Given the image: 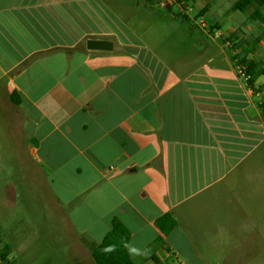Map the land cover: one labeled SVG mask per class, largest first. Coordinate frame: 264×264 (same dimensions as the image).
<instances>
[{
    "label": "crops",
    "instance_id": "1",
    "mask_svg": "<svg viewBox=\"0 0 264 264\" xmlns=\"http://www.w3.org/2000/svg\"><path fill=\"white\" fill-rule=\"evenodd\" d=\"M63 4L0 0V94L12 108L0 111L1 123L9 127L18 117L26 124L29 162L69 209L74 229H90L89 245H98L116 218L129 230L130 245L143 250L163 239L155 251L160 264L170 257L186 264L225 261L212 260L207 247L225 255L222 232L233 230V207L246 213L243 191L257 197L264 189L262 91L199 71L221 70V63L197 65L194 76L184 72L188 65L175 64L172 78L161 79V65L150 70L135 62L125 44L87 51V40L106 35L66 37ZM82 40L84 47H76ZM32 55L39 56L22 67ZM51 64L62 67L47 72L53 87L28 95L25 87L45 81ZM11 93L19 95L18 107ZM165 214L177 226L162 237L154 222ZM259 220L256 238L264 245ZM129 257L132 264H153Z\"/></svg>",
    "mask_w": 264,
    "mask_h": 264
},
{
    "label": "rangeland",
    "instance_id": "2",
    "mask_svg": "<svg viewBox=\"0 0 264 264\" xmlns=\"http://www.w3.org/2000/svg\"><path fill=\"white\" fill-rule=\"evenodd\" d=\"M238 1L193 0L182 12L174 0H63L59 17H65L66 37L84 32L106 35L97 40L111 42L114 51L118 45L125 44L133 60L150 70L161 65L164 70L161 79L172 78L171 72L176 71L171 67L175 64L188 65L184 72L194 76L197 65L221 63V70L199 71L203 75L236 77L244 81L250 92L262 91L264 95V82L263 86H248L245 76L248 61L264 69V28L248 20L257 6L252 4L244 12L234 11ZM180 15L187 17L188 22L180 19ZM232 36L235 42L231 41ZM76 47L83 48L84 40ZM233 55L235 60L238 56L246 63L232 61ZM52 65L44 70L46 74L62 72L60 65L54 69ZM53 84L54 79L48 76L45 81L37 79V83L29 84L25 91L37 97ZM3 97L0 94V111L8 113L12 108L1 102ZM25 128L26 124L18 117L9 127L0 121L2 264H94L90 256L89 243L94 241L90 229H74L69 209L57 203L44 173L29 162L23 148ZM259 162L264 174V158ZM242 206L246 213H240L235 206L232 209L233 213L237 211L233 230L222 232L225 255L217 251L219 246L207 247L212 260L225 261L206 264H264V245H258L256 238L258 219L264 224V189L257 197L243 191ZM167 264L186 263L170 257Z\"/></svg>",
    "mask_w": 264,
    "mask_h": 264
},
{
    "label": "trees",
    "instance_id": "3",
    "mask_svg": "<svg viewBox=\"0 0 264 264\" xmlns=\"http://www.w3.org/2000/svg\"><path fill=\"white\" fill-rule=\"evenodd\" d=\"M193 0H174V3L177 7H179L180 11H186L188 9V5L192 3ZM252 4L257 6V9L254 10L248 16V20L252 22H258L264 28V0H239L234 6V11L244 12L249 6ZM206 10L201 12V15L204 14ZM178 15V14H177ZM180 19L184 22H188L187 17L180 15ZM201 17L200 15L197 18ZM235 36H232L231 41L235 42ZM39 55H32L30 59H28L25 63L22 64V67H25L26 64L36 58ZM236 55H233V60H235ZM240 60H235L236 62ZM242 65L246 63L245 59H241L239 61ZM237 62V64H239ZM256 64L253 61H248V64L245 66V76L248 79V86H252L256 80L260 76H264V69L255 70ZM10 103L14 107H18L20 105V98L17 93L10 94ZM261 115L264 121V105H261ZM155 227L162 235V237H166L170 232L177 226L176 221L170 214H165L158 218L154 222ZM0 232V239H1ZM130 241V232L129 230L116 218H113L111 221V229L107 232V234L103 237L101 242L98 245L91 244L90 256L94 264H132V261L129 257L128 251L123 247V244L129 243ZM163 239H156L151 246L147 248V254L143 255V260H150L153 264H160V261L155 256V251L159 246H162ZM108 245H115L116 251L113 253H105L103 251ZM3 261V258H2Z\"/></svg>",
    "mask_w": 264,
    "mask_h": 264
},
{
    "label": "clouds",
    "instance_id": "4",
    "mask_svg": "<svg viewBox=\"0 0 264 264\" xmlns=\"http://www.w3.org/2000/svg\"><path fill=\"white\" fill-rule=\"evenodd\" d=\"M123 247L127 249L128 254L133 258H135L137 256L146 255L147 251H148L147 249H143V250L139 249L136 246L130 245L126 242L123 244ZM103 251L105 253H113L116 251V246L115 245H108L106 248L103 249Z\"/></svg>",
    "mask_w": 264,
    "mask_h": 264
},
{
    "label": "water",
    "instance_id": "5",
    "mask_svg": "<svg viewBox=\"0 0 264 264\" xmlns=\"http://www.w3.org/2000/svg\"><path fill=\"white\" fill-rule=\"evenodd\" d=\"M85 49L90 52L110 51L112 49V43L101 40H87L85 42Z\"/></svg>",
    "mask_w": 264,
    "mask_h": 264
},
{
    "label": "built area",
    "instance_id": "6",
    "mask_svg": "<svg viewBox=\"0 0 264 264\" xmlns=\"http://www.w3.org/2000/svg\"><path fill=\"white\" fill-rule=\"evenodd\" d=\"M0 264H2V261L0 260Z\"/></svg>",
    "mask_w": 264,
    "mask_h": 264
}]
</instances>
